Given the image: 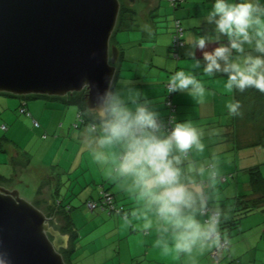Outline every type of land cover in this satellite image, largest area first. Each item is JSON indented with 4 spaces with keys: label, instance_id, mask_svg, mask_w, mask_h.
Listing matches in <instances>:
<instances>
[{
    "label": "clouds",
    "instance_id": "9594fccd",
    "mask_svg": "<svg viewBox=\"0 0 264 264\" xmlns=\"http://www.w3.org/2000/svg\"><path fill=\"white\" fill-rule=\"evenodd\" d=\"M203 22L210 30L189 44L191 66L202 67L208 77H226L228 92L264 93V0H211ZM211 44L216 46L209 50ZM81 88L91 95L94 86L85 80ZM174 92L198 103L212 94L184 69L169 79L167 93ZM90 107L93 123L85 128L84 141L93 162L112 163L105 178L142 202L146 215L137 230L154 234V246L164 255L186 257L188 264H198L210 249L228 250L232 241L222 230L228 216L216 202L220 159L205 142L207 130L189 118L165 121L134 88L97 90ZM226 108L236 116L241 105L234 100Z\"/></svg>",
    "mask_w": 264,
    "mask_h": 264
},
{
    "label": "crops",
    "instance_id": "0c3cea01",
    "mask_svg": "<svg viewBox=\"0 0 264 264\" xmlns=\"http://www.w3.org/2000/svg\"><path fill=\"white\" fill-rule=\"evenodd\" d=\"M210 3L211 0H187L186 3L183 4V6L175 9L176 11L181 12V15H178L177 18L182 19L183 25L185 26L184 28H186L187 24L190 25V28L188 29V31H186L183 37L184 44L179 49V59L171 58L170 56L172 43L171 36L173 34V29L167 37L164 36V40H159L160 38L154 35L156 31L155 27H157L155 22L151 24L155 27L153 26L152 28H149V32L154 33L152 34L151 38H149V41H153V43H156V45L154 46V53L150 54L147 51L148 49H150L147 44H141V47H139L138 49L145 50V52L143 51L139 56H137L136 59L130 58L128 56L129 62H133V64L135 65L131 66L130 68L127 67L124 75V73H122L123 69L125 68L124 61H126L129 51L133 50V48L136 47V45L132 42L128 44L127 42H125L127 47L125 46L124 59L121 63L119 74L115 79L113 89L125 90L127 88H134L138 90L142 93L143 98L151 101L153 106L159 110L162 119H165L166 115H168L169 113V109L166 104V84L167 82H169L171 75H173L175 71L184 69L187 71H191L199 79H202L203 77H205L204 79H212L214 76L208 77L203 73L202 67H192L191 62L186 59V51L190 47L189 44L196 40L200 34H203L204 32L210 30V26L203 22L204 16L207 13ZM155 13L157 14V11ZM215 46V44L209 45V50ZM143 56H146L147 58L143 60ZM196 56L197 58H200L202 56V52L197 50ZM218 76H220L219 78H221L220 80H218L219 82L208 81L207 83H205L206 88L210 89L212 94L207 96L203 102L198 103L193 101L192 98L189 97L185 92H176L174 95V102L176 103L178 109L177 118H189L197 123L200 127L207 130L205 142L208 145L210 151L212 153H215L219 157L220 162H222L225 161L226 158L225 154L223 155V157L221 156L222 152L232 151L234 149L233 143L237 145L238 149H240L236 154L242 152L243 154H250L248 151H242L241 148L247 147L251 143L256 141H253L250 144H244V138L252 136L251 134L246 135L245 133V130L249 129L248 125H251L252 122L247 120L246 115L239 114L237 116V120H235L234 116L229 114L228 109L226 108V104L235 100V91L233 90L232 92H228L225 88L226 77L219 74ZM47 99L54 100L55 102L44 104L41 102H35L31 104L34 112L40 118V120L42 121V118H45L43 120V126L45 128L48 127L49 129L59 130L65 135L71 134L70 128H67V126L76 116L78 107H76V109L71 108L69 107V105L64 104L61 99ZM6 101L7 100H4L3 98L0 99V102L2 103H7ZM204 106L206 107L205 109L203 108ZM24 107L26 106L24 105ZM26 108L29 112L28 107ZM50 110H52L53 112H49ZM61 119H64V121H62ZM59 120H61L62 122L60 121V123H58ZM234 120L235 127L231 128L230 125L234 123ZM259 121H253L256 124H259L257 125V127L259 128H254V130L257 131V135L255 134V137L257 136L258 138L262 132V127H264V119L262 124L258 123ZM33 125L35 128L41 127L40 123L38 126L34 124V119ZM239 125L243 126L241 128L242 134L239 131ZM86 127L87 126H84V130ZM84 130H80V132H78V135L76 133H73L72 138H77V141L85 143L83 138ZM45 136L46 135H44V137ZM6 144H8V142ZM64 145L66 146L67 142H64ZM86 145H88V143H86ZM10 147L13 152L16 150L15 148H13V145H11ZM79 149L77 150V154H80L81 150L79 151ZM88 150H90L89 145ZM14 154L17 155V153ZM68 154L69 152L64 149L63 152L59 155V159L61 155L63 156L62 160H58L52 166L42 167V174L51 180V186L53 187L59 185L61 181H65L66 174L69 173L72 169V166L66 164V160H68L66 157ZM19 156L21 161L25 162L26 158L28 159V157L23 156L22 154H19ZM70 158V160H74L73 155H70ZM249 164L250 162L246 161L243 163V165L238 164V168H245ZM111 167L112 163L105 164L93 162L91 166H89L84 171H80L76 176L79 177L80 175L86 174L84 178L85 182H83V185H81V187H84L85 184L89 187L91 184L98 183H100L102 187L105 185L106 189L108 188V190L114 194L117 204L123 205L125 207L124 214H117V217L112 215L113 213H109L107 210L103 211L101 209L92 210L93 212L91 211L88 212L89 214L84 215V209H87L86 211H88L89 208L88 205H86V202L94 198V196L92 195L94 193V190L91 191L89 195L87 193V197H85L83 201H79V203H76L79 208L76 207L72 202L70 215L74 222L73 226H75L74 228L78 233V236L82 234L81 239L77 237V247L74 252L76 259H82V263L80 264H83L84 261H87L94 256V252H92L91 249V251H87L86 255L83 254L85 258H78V249L79 246H81V244L79 243L80 240L86 241L87 246H90V241L86 239L87 235H83V230H86L87 227L90 226L94 228H90L91 231H94L96 229H99L102 226L103 222H107L110 218H113L114 226L112 228V232L118 237V240L121 242L119 244L118 240L116 242V244L118 245V250L116 252H119V254H117V256H110L108 259L116 258L117 264H188L186 257L182 256L180 258H176L172 254L164 255L161 249L154 246V234L146 235L137 230L136 226H139L140 216L146 215L141 206L142 202L139 201L132 193L125 192L120 187H118L116 183L110 182L105 178L104 170ZM248 169L245 168L244 170L237 171V173H235L233 169L229 168V174H221V180L219 184H222L223 182H230V184H232H229V188H231V191L230 195H228L226 191L220 193V191L217 190L216 202L223 208L228 216V219L224 222V226H228L227 228L224 227L223 231L228 234L232 243L229 249L226 251L224 258L219 262H215L212 259V249H210L203 256L198 258V264H228L230 261H234V259H238L239 264H264V254H261L259 252V250H264V227L263 225H261L260 229H256V234L254 236L255 238L251 239L250 237H248L246 228L247 226L252 224H248L245 227V222L247 221V217L249 214H242L241 211V208L247 206V203H249L250 205L254 204V200H256L258 196V194L254 193V190L252 188L251 175L249 174ZM242 171H246L249 174V177L247 178V173H245L241 178ZM222 172L223 171L221 170V173ZM229 176L234 178L233 180H231L232 182H235L236 179V188L233 185L234 182L231 183V177ZM239 178L241 179L239 180ZM248 189L250 190V192L247 191ZM73 208L76 210H73ZM259 208H262V210H264V201L259 204ZM77 210L81 211V213ZM97 211H103L107 214H104L102 212L98 213ZM125 216H128L127 220L125 219ZM81 217H83L82 220H80ZM77 222L79 223L77 224ZM85 233L87 234V232ZM258 233L260 235H258ZM88 237L89 236H87V238ZM84 245L85 244H83L81 248L84 247ZM124 250H126L125 253L130 256L127 260L126 258H124ZM96 251L98 252L99 249L97 248ZM75 264H78V261H76Z\"/></svg>",
    "mask_w": 264,
    "mask_h": 264
},
{
    "label": "water",
    "instance_id": "95a60500",
    "mask_svg": "<svg viewBox=\"0 0 264 264\" xmlns=\"http://www.w3.org/2000/svg\"><path fill=\"white\" fill-rule=\"evenodd\" d=\"M136 0H0V93L23 97H67L93 93L84 101L91 112L96 91L116 79L120 47L112 42L122 5ZM95 88H97L95 90ZM57 216L0 185V258L4 264H68L69 247Z\"/></svg>",
    "mask_w": 264,
    "mask_h": 264
},
{
    "label": "rangeland",
    "instance_id": "374dc122",
    "mask_svg": "<svg viewBox=\"0 0 264 264\" xmlns=\"http://www.w3.org/2000/svg\"><path fill=\"white\" fill-rule=\"evenodd\" d=\"M156 6H158V0H136L135 5L133 6L138 16L136 18L135 26L132 27V29L118 28L116 29L117 32L114 33L113 39L114 41H116V44L118 46L125 48L126 46L125 42H127V44L132 42L136 45V47H134L133 50L129 51L127 55V59L126 61H124L125 68L122 71L124 75L127 67L130 68L131 66L135 65L133 64V62L132 63L129 62L128 56L130 58L136 59L137 56H139L143 51L145 52V50L138 49L139 47H141V44H147L150 47V49H148L147 51L150 54L154 53V46L156 45V43H153V41H149V38H151L152 34H154L152 32H149V28H152L154 26L151 24L156 22L155 24L157 27L154 26L156 28L154 35L156 37H159L160 38L159 40H164V36L167 37L168 34H170L171 30L173 29V34L171 36V41H172L171 45L173 44L174 32L176 31L175 19L178 17V15H181V12L176 11L173 8L170 0H160V7L157 9V14L155 13V15L151 17L150 14L152 13V11L150 12V10H153ZM132 15L133 14L130 13V15L128 16L131 17ZM136 25H138V27ZM182 26L183 28L185 27L183 25V22H182ZM189 28L190 25L187 24L186 28H184V35ZM170 56L171 58H176V59L180 58L179 52H178V56L175 55V51L173 47L171 48ZM146 58H147L146 56H143V60H145ZM219 77L220 76L218 75L214 76L212 79L210 78L204 79L205 77H203L201 80L204 83H207L208 81L219 82L218 80L221 79ZM244 93L243 94L240 93L237 99L241 105L240 112L253 110L254 109L253 106H255L256 104L255 102H257L253 93L250 95L248 93L246 94ZM1 98L7 100L6 101L7 103L0 102V140L6 136L9 139H11V141H9L8 144H6L5 150L0 148V177L2 176L0 178V180L2 179L0 181V185L15 186L20 191V195L23 198L34 203L35 206L43 210L48 217L57 216V222L58 224H61L62 221L60 216L57 215L58 213L53 211V209L59 207L58 204L60 203V201H56L55 200L56 198L53 197L56 188L55 186L54 187L51 186L52 184L51 180L42 174V167L52 166L58 160L59 161L62 160L63 156L61 155L59 159V155L60 153L63 152L64 149H66L69 152V154L66 157L68 159L66 160V164L72 166V169L69 173L66 174L65 176L66 180L63 181L65 184L62 185L60 189L62 193V197H61L62 202L64 204H68V201L72 200L73 204L76 207H78L76 203H79V201H83L85 197H87V193L89 195V193L94 190V193L92 194L94 196L93 199L99 202V206L96 209H101L104 211L102 206L103 195L104 192H110V191L106 190L105 185L102 187L100 183L91 184L90 187L85 184L84 187H81V185H83V182H85L84 178L86 174L76 177L80 171H84L93 164V161L90 156V150H88V145H86V143L84 142L77 141L76 140L77 138H72L73 133H76L78 135L79 134L78 132H80V130H84L83 125H79V121H78L79 112L76 113L74 119L67 126V128L68 127L70 128L71 134L65 135L59 130L49 129L47 126H46L47 128H45L43 126V120L45 118H42L41 121L31 106V104L35 102H41L43 104L54 103L55 102L54 100L47 99L45 96H30L24 99L23 97L9 96L0 93V99ZM23 102L27 104L26 107H28L29 109V112L27 113L20 112V106ZM69 107L76 109L77 106L69 105ZM203 108L205 109L206 107L204 106ZM49 112H53V111L50 110ZM88 112L89 114H91L90 111ZM33 119H37L39 121L41 125L40 128L34 127ZM263 119L264 118H261L258 123L262 124ZM61 120L64 121V119ZM61 120H59L58 123H60ZM3 124L7 126V130L2 128ZM257 125L259 124H256L254 122H252L251 125H248L249 129L245 130V133L246 135L251 134L252 136H249L248 138H244L243 140L244 144L247 143L250 144L253 141H258V137L257 136L255 137V134L257 135V131L254 130V128H259L257 127ZM239 126H240L239 131L242 134L241 128L243 126L242 125ZM44 135L46 136L44 137ZM64 142H67L66 146L64 145ZM11 145H13V148L18 150L23 156H26L28 157V159H30L29 164L27 165L28 167L27 166L22 167L21 165L16 166L11 162V156L15 155L14 153H17L15 152L16 150L13 152V150L10 149ZM233 145H234L233 146L234 149L232 151H223L222 155L219 154L222 157L224 154L226 156L225 161L220 162V169L223 171L221 173L222 175L223 173H225V175L229 174L228 171L229 168L233 169V171L237 173V171L244 170L245 168L248 169L253 165L260 166L261 170L264 172V141L260 145H255L252 147L247 146L241 148L242 151L244 152L248 151L250 154H243V152L236 154L240 149H238L237 145H235L234 143ZM78 149L79 151L81 150L80 154H77ZM70 155H73V159H74L73 161L70 160L71 159ZM28 159L26 158V161ZM246 161L250 162V164L247 167L238 168V164L243 165V163ZM245 173L247 172L242 171L241 178L244 176ZM248 177L249 174L247 173V178ZM241 178H239V180ZM233 179L234 178L231 177L230 181ZM233 182L231 181V183ZM229 184L230 182L228 183L223 182L222 184L218 185L217 190L220 191V193L226 191L228 195H230L231 188H229V186L232 184L230 185ZM233 185L236 188L237 186L236 179ZM247 191L250 192L249 189ZM100 198H102V200H100ZM53 203H56L55 205L56 207L53 205ZM73 210L76 209L73 208ZM86 210L84 209V213H83L84 215L89 214L88 212L92 211L89 208L88 211ZM77 211L81 213V211L79 210ZM103 211H97V212L98 213L102 212L104 214H107ZM112 213H113L112 215H114L115 217L118 216L117 214L119 215L121 213L124 214V212L120 213L118 211H114ZM248 214L249 215L247 217L248 218L247 221L245 222V227L248 224H252L247 226L246 229H247L248 237L253 239L255 238L254 236L256 234L255 232L256 229L257 228L260 229L261 225H263L264 227V210H262V208H257L256 210L254 209L250 211V213ZM82 219L83 217L80 218V220ZM78 223L79 222H77V224ZM113 226H114L113 218H110L109 221L103 222L102 226L99 229L91 231L93 227L89 226L87 227L86 230H83V235L89 236L88 238L86 236V239L90 241V246L89 247L87 246L86 241L80 240L79 243L81 244V246L83 244L85 245L82 248L81 246L78 245L79 246L78 258L79 257L85 258L83 254L86 255L87 251L89 250L91 251V249L92 252H94L93 254L94 256L88 259L87 261H84L83 264H117L116 258L108 259L110 256L113 255L117 256V254H119V252H116L118 250V245L116 244L118 237L112 232ZM85 232H87V234ZM258 235L260 234L258 233ZM78 237L81 239L82 234ZM120 242L121 241L118 240V244ZM97 248L99 249L98 252L96 251ZM125 251L126 250H124L123 253H125ZM259 252L261 254H264V250H259ZM129 257L130 256L128 254L126 253L124 254V258H126V260ZM77 261L78 264L82 263V259H79ZM228 264H239V260L234 259V261H230Z\"/></svg>",
    "mask_w": 264,
    "mask_h": 264
},
{
    "label": "trees",
    "instance_id": "16d2710c",
    "mask_svg": "<svg viewBox=\"0 0 264 264\" xmlns=\"http://www.w3.org/2000/svg\"><path fill=\"white\" fill-rule=\"evenodd\" d=\"M186 1L187 0H176L174 2H172V1H170V2H171V4H172L174 9H178L181 6H183V4L186 3ZM159 7H160V0H158V6H156L153 10H150V12L152 11V13L150 14L151 17L155 15V12L157 11V9ZM130 13L133 14L131 17L128 16V15H130ZM137 17L138 16H137V14H136V12L134 10V7H128V6L123 4L122 8H121L120 16H119L117 29L118 28H121V29H132V27H134L135 24H136V18ZM179 19H181V18H176L175 21H177ZM181 24H182V22H181ZM136 26L138 27V25H136ZM115 32H117V31H115ZM175 33L176 32H174V35H175ZM112 42L116 43V41H114L113 37H112ZM172 45H171V47H172ZM181 46H179V49H180ZM119 47H120V50H121V54H120V58L118 60V71H117V74H116V78H117V76L119 74V69H120L121 63H122V61L124 59V53H125V48H123L121 46H119ZM114 84H115V81L113 83V86H114ZM112 89H113V87H112ZM234 91H235V100L238 99L240 93L243 94L244 92L248 93L249 95L253 93L254 96H255V99L257 100V102H255L256 103L255 106H253L254 107L253 110L240 112V114L246 115L247 120L250 121V122H253V121L257 122V120L259 121L261 118H264V93H261V92H259L256 89H246L244 92H240L238 90H234ZM175 93L176 92H174V95H175ZM246 93H244V94H246ZM6 95L10 96V94H6ZM46 98L61 99L64 104L77 106L78 107V112H79L78 115L80 116V117L78 116L79 125H83V127H84V126H88V125L93 123L92 114H89V112H88L89 110H88V108H87V106L85 104V101H84V92H79V93L76 92V93H74L72 95H68L67 97H55V96L54 97H47L46 96ZM166 104H167V95H166ZM24 105L26 106V103L23 102L21 104L20 108L23 107ZM167 106H168V109H169V113H168V115H166L165 119L164 118L163 119L165 121H168L169 117L171 115H173L174 118H177V108H176L175 112H171V109H170L171 107L169 105H167ZM26 110H27V108H26ZM27 112H28V110H27ZM237 116L238 115L234 116L235 120H237ZM235 120H234V123L232 125H230L231 128L235 127ZM38 123H39V121H38ZM228 130H229V128H228ZM9 141H11V140L8 137H6V136L3 139H1L0 140V148L5 150V148H6L5 144L7 142H9ZM263 141H264V127H262V132L259 135L258 141L251 143L248 147H252V146H255V145H260V144L263 143ZM16 152L21 154L18 150H16ZM19 154L11 156V162L14 165H16V166H19V165H21L22 167L27 166L29 164V160L30 159L27 160L26 162L21 161ZM248 172L251 175L252 188L254 190V193L258 194V196H257V199L254 200L255 201L254 204L250 205L249 203H247V206H244V207L241 208L242 214L243 213H246V214L250 213V211H252L254 209L256 210L257 208H259V204H261L262 201H264V174H263V172L261 170V167L258 166V165H253L252 167H249ZM67 179H69V178H67ZM64 184L65 183L61 181L59 183V185H57L55 187L56 191H54L53 197L56 198L55 199L56 201H60V203L58 204L59 207H56L55 206L56 203H53V205L56 207L55 208L56 210L53 209V211L58 213L57 215H59L60 218H61V221H62L63 224L61 225L60 230L62 231V233L69 234V236H70V238H69V247L61 248V252H62V254H63V256H64V258H65V260H66V262L68 264H75L77 259H76V256L74 255V252H75L76 247H77L76 244H77V240H78V238H77L78 237V233L75 231V228H74L75 226H73L74 222H73V219H72V217L70 215V209L72 207L71 206L72 200L68 201V204H64L62 202V200H61L62 193H61L60 189H61L62 185H64ZM106 190H108V188ZM109 193L112 196H114V194L112 192H109ZM91 200H93V199H91ZM114 200H115V196H114ZM88 201L86 202L87 203L86 205H88ZM115 202L117 203L116 200H115ZM242 204H243V202H242ZM227 226L226 225L224 226V223H223L222 224V230H223L224 227L227 228Z\"/></svg>",
    "mask_w": 264,
    "mask_h": 264
},
{
    "label": "built area",
    "instance_id": "2783aa9c",
    "mask_svg": "<svg viewBox=\"0 0 264 264\" xmlns=\"http://www.w3.org/2000/svg\"><path fill=\"white\" fill-rule=\"evenodd\" d=\"M172 2L176 1V0H170ZM175 27H176V33L174 35V41H173V45L172 47L174 48L175 51V55L178 56V51H179V46H181L183 44V27L182 24L179 20H177L175 22ZM167 87H168V82H167ZM167 95V105H169L171 108V112H175L177 106L174 103V93L168 94ZM20 112L21 113H27L26 107H21L20 108ZM79 114V113H78ZM79 116V115H78ZM80 117V116H79ZM174 118L173 115H171L169 117V119ZM34 124L36 126L39 125L38 121L36 119H34ZM3 129H7V126L5 124L2 125ZM100 200H102V198H100ZM99 206V202H97L96 200H89L88 201V207L91 210L96 209ZM103 209L107 210L109 212H114V211H118V212H124L125 207L123 205H118L115 200H114V196H112L109 192H104L103 195ZM122 214V213H121ZM227 250H223V249H216L213 248L211 251V257L215 262H219L221 259L224 258V255L226 253Z\"/></svg>",
    "mask_w": 264,
    "mask_h": 264
}]
</instances>
